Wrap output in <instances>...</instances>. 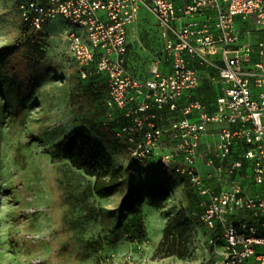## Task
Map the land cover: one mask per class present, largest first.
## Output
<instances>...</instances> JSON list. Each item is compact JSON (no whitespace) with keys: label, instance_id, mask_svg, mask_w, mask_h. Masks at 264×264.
<instances>
[{"label":"built area","instance_id":"obj_1","mask_svg":"<svg viewBox=\"0 0 264 264\" xmlns=\"http://www.w3.org/2000/svg\"><path fill=\"white\" fill-rule=\"evenodd\" d=\"M143 11L162 44L145 80L128 66ZM18 12L31 38L69 24L76 75L106 78L129 157L191 186L214 234L204 264H264V0H21Z\"/></svg>","mask_w":264,"mask_h":264},{"label":"rangeland","instance_id":"obj_2","mask_svg":"<svg viewBox=\"0 0 264 264\" xmlns=\"http://www.w3.org/2000/svg\"><path fill=\"white\" fill-rule=\"evenodd\" d=\"M19 1L0 0V264L207 262L211 249L191 186L150 160L132 159L124 143L83 124L72 103L77 75L69 57V24L56 19L41 39L31 38ZM154 23L143 11L128 36L129 66L144 79L162 47ZM83 129L106 154L99 167L122 169L123 182L108 198L92 192L95 179L73 168L69 151L59 148ZM129 184L139 191L136 212L122 207ZM171 224L184 237L185 256L160 250Z\"/></svg>","mask_w":264,"mask_h":264},{"label":"trees","instance_id":"obj_3","mask_svg":"<svg viewBox=\"0 0 264 264\" xmlns=\"http://www.w3.org/2000/svg\"><path fill=\"white\" fill-rule=\"evenodd\" d=\"M157 37L159 38L158 33ZM34 39L38 40L39 38L35 37ZM129 68L131 69L130 66ZM133 73L141 78L134 71ZM141 79L145 80L148 78ZM199 94L203 96L206 102L213 101L217 95L212 88L206 85L202 86ZM108 101L109 88L105 77L99 74H92L87 79H82L77 75L75 88L72 93V103L79 108L83 124L93 132L101 134L103 138L107 140L113 139L114 142L119 143L121 141L116 139V134L121 127L126 125V120L121 111L110 108ZM114 110L116 114H114ZM59 148L60 150L69 151V162L73 168L83 171L86 176L95 179L92 192L97 197L101 199L108 198L111 195L112 189L123 182L121 177L122 169L113 171L104 170L102 166L99 167L100 162L106 154L102 147L91 139L86 130L83 129L70 134L61 142ZM151 162L158 167L156 162ZM127 172H129V170H127ZM128 188L129 191L122 202V207H128L132 212H136L137 205H135V200L139 195V191L134 184H129ZM198 201L200 214L203 209L200 206L199 199ZM137 226L143 231L142 234L145 236L146 232L144 231L143 222L141 220L138 222ZM206 231L207 236L214 235L209 230L206 229ZM183 238V235H178L175 226L172 224L169 225L164 231L160 250L164 251L166 249V255L168 256H185L187 249Z\"/></svg>","mask_w":264,"mask_h":264},{"label":"crops","instance_id":"obj_4","mask_svg":"<svg viewBox=\"0 0 264 264\" xmlns=\"http://www.w3.org/2000/svg\"><path fill=\"white\" fill-rule=\"evenodd\" d=\"M156 32L158 33V31L156 30Z\"/></svg>","mask_w":264,"mask_h":264}]
</instances>
